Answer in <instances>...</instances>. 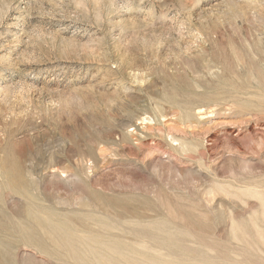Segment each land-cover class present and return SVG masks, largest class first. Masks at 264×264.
Masks as SVG:
<instances>
[{
    "label": "rangeland",
    "instance_id": "rangeland-1",
    "mask_svg": "<svg viewBox=\"0 0 264 264\" xmlns=\"http://www.w3.org/2000/svg\"><path fill=\"white\" fill-rule=\"evenodd\" d=\"M0 264H264V0H0Z\"/></svg>",
    "mask_w": 264,
    "mask_h": 264
},
{
    "label": "bare ground",
    "instance_id": "bare-ground-1",
    "mask_svg": "<svg viewBox=\"0 0 264 264\" xmlns=\"http://www.w3.org/2000/svg\"><path fill=\"white\" fill-rule=\"evenodd\" d=\"M211 113V111H207V109L199 108L197 111V118L202 119L205 117L206 114ZM79 259V258H78Z\"/></svg>",
    "mask_w": 264,
    "mask_h": 264
}]
</instances>
